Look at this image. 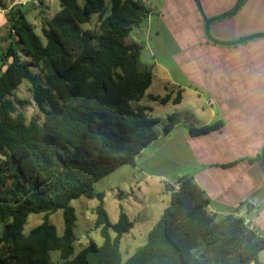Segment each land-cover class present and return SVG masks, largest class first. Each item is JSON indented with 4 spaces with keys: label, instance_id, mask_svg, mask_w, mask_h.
Segmentation results:
<instances>
[{
    "label": "trees",
    "instance_id": "1",
    "mask_svg": "<svg viewBox=\"0 0 264 264\" xmlns=\"http://www.w3.org/2000/svg\"><path fill=\"white\" fill-rule=\"evenodd\" d=\"M60 10L38 34L21 5L6 13L11 41L0 66V264H264V236L236 212L217 216L194 178L184 175L168 186L170 205L146 242L124 261L122 239L135 222L120 206L112 222L105 193L94 185L136 158L160 132L161 119L140 102L153 83L154 66L129 41L132 29L151 9L144 0H59ZM97 17L94 27L84 25ZM32 100L21 99V84ZM162 104L176 97L149 95ZM35 105L28 120L22 109ZM177 124L169 115L163 130ZM219 121L191 134L220 129ZM251 161L261 164V154ZM226 166V165H224ZM97 199L91 240L75 256L78 220L73 200ZM63 212L60 235L49 215ZM32 214L43 222L25 233Z\"/></svg>",
    "mask_w": 264,
    "mask_h": 264
},
{
    "label": "crops",
    "instance_id": "2",
    "mask_svg": "<svg viewBox=\"0 0 264 264\" xmlns=\"http://www.w3.org/2000/svg\"><path fill=\"white\" fill-rule=\"evenodd\" d=\"M31 1L25 0L24 5ZM144 1L151 13L145 22L132 29L128 39L142 46L151 37L153 29L154 36L159 38L164 29L174 45L175 50L170 57L182 79L174 77L164 63L159 64L166 73L163 78L165 92H150L153 82L147 91V98L152 103L140 104L149 106L153 115V104L160 102L151 99L149 95L165 96L171 93L172 97H176L181 91L180 103L170 101L164 105L182 106L185 97L191 98L192 107L189 110L193 111V118L179 120L169 132L163 130L142 151L141 154H144L151 146L153 160L149 166L143 162L141 171L162 182L173 172L164 170L167 158H170L171 163L178 167V178L191 176L206 192L210 199L209 210L217 216L234 212L239 215L242 205L256 201L257 206L249 208V218L262 236L264 169L262 163L250 159L261 154L264 147V37L234 46H221L208 40L204 16L210 19L225 15L240 0ZM53 4L57 8L51 10ZM14 5L12 0H0V35L6 33L9 42L11 39L6 13ZM60 7L59 0H47L42 9L46 17L43 16L44 22L52 19ZM48 11L50 16H47ZM26 17L28 19L27 14ZM211 32L220 41H236L264 33V0H244L235 14L212 23ZM211 100L213 104L209 103ZM219 121L224 122L220 129L200 135L190 132V128H201ZM161 138L169 139L155 143ZM138 165L136 162L135 166ZM176 182L171 185L164 182L160 186L161 194L171 199L167 188L175 186ZM144 187L138 184L139 191L142 192ZM133 195L129 196V200L135 201ZM144 198L139 202L143 204ZM156 201L158 198L152 203ZM144 207L146 213L147 205ZM150 209L154 210L153 207ZM131 213L134 217H141L142 214L135 207L131 208ZM136 226L135 223L134 228Z\"/></svg>",
    "mask_w": 264,
    "mask_h": 264
},
{
    "label": "rangeland",
    "instance_id": "3",
    "mask_svg": "<svg viewBox=\"0 0 264 264\" xmlns=\"http://www.w3.org/2000/svg\"><path fill=\"white\" fill-rule=\"evenodd\" d=\"M81 1V0H80ZM153 2V0H149ZM26 4V3H25ZM23 11L28 15L29 21L33 24L35 31L38 34L42 33V28L44 26V18L45 15L42 13V9L39 7H35L33 5V0L28 4L21 6ZM57 8L56 4L51 6V10ZM47 16H50V11H48ZM46 18V17H45ZM48 18V17H47ZM97 21V17L93 16L92 21L86 25L85 28H92L95 26ZM155 29H153L152 35L150 38L142 43L141 57L142 59L154 66V84L150 90V92H154L156 94H163L165 91V80L163 79L166 73L164 72L159 64L164 63L166 67H168L171 72H173V76L179 79H182V76L179 70L174 66V63L171 59V52L175 50L174 45L172 44V40L169 34L162 29V33L160 34V38L154 36ZM9 45V38H7V34L4 36L0 35V66L2 65L1 58L4 55L7 47ZM31 86L28 82H24L21 84L17 90V95L21 99L32 100L31 94ZM191 98H186L184 100V104L182 106H177L173 104H153V115L160 118L161 121L156 125L155 129L163 133V128L165 124L168 122L169 115L174 114L176 116V121L178 122L181 119L186 117L193 118V111L189 110L192 107V102H190ZM143 104H151L152 101L147 98V96L141 101ZM22 111L26 114L28 120H30L33 116L38 115L39 111L35 105L28 106ZM175 138V136H173ZM171 138V139H173ZM163 139L169 138H161L155 143H160ZM151 146L148 150L144 151V154L138 155L135 161V164H128L118 168L116 171L107 175L99 182L94 185V190L96 192H104L105 193V208L109 214V217L112 222H116L120 213V206L122 205L130 216V218L136 223V228L132 229L129 233L125 234L122 239V253L124 261L131 257L135 251L143 246L147 239V234L154 226V224L158 221L163 210L169 206L170 197L167 195H162L160 192V186L166 182V184H174L175 181L178 180L179 172L178 167H176L173 163H171V159L167 158L165 163L164 170L173 171L169 173V176L160 182L158 178L148 177L147 174L141 171L140 166L151 164V160H153L151 155ZM142 153V152H141ZM136 162L139 164L136 165ZM152 168V167H151ZM155 172H158L154 169ZM141 183L143 185V191L138 190V184ZM145 192V194L143 193ZM136 197L135 201L129 200V196L131 194ZM144 194V195H143ZM145 200L139 202V200ZM158 198V201L155 199ZM98 204L97 199H91L86 196H82L76 200H73L71 205L75 208L77 213V222L75 227V234L77 236V240L74 244L75 256L78 252H80L83 248H85L91 240L95 241L98 245L103 243V238L100 235L99 230L94 229V222L96 219L95 214L93 213V209ZM147 205L146 213L143 210V207ZM135 207L142 212L141 217L132 216L131 208ZM150 209V208H152ZM145 208V207H144ZM51 223H53L58 233L61 235L64 230V220H63V212L59 210L57 213L51 214L48 216ZM45 219L44 214H32L29 217L28 223L25 226V233H28L33 227L41 224ZM1 229V227H0ZM262 236H264V227L261 230ZM52 262L53 264L60 263V255L59 252L53 251L51 252ZM260 260L264 263V251L260 254Z\"/></svg>",
    "mask_w": 264,
    "mask_h": 264
},
{
    "label": "water",
    "instance_id": "4",
    "mask_svg": "<svg viewBox=\"0 0 264 264\" xmlns=\"http://www.w3.org/2000/svg\"><path fill=\"white\" fill-rule=\"evenodd\" d=\"M243 1L244 0H240L239 3L236 5V7L231 12H229V13H227L225 15L214 17V18H210V19L204 16V19H205V33H206V36H207L209 41H211L214 44L221 45V46H234V45H239V44L245 43V42H247L249 40H253L255 38L264 37V33H257V34H253V35H250L248 37H245V38H242V39H239V40H236V41H220V40L216 39L212 35V32H211L212 23H214L216 21H219V20H222V19H225V18L235 14L238 11V9L240 8V5H241V3ZM261 163H262V167L264 169V147L262 148V151H261Z\"/></svg>",
    "mask_w": 264,
    "mask_h": 264
},
{
    "label": "built area",
    "instance_id": "5",
    "mask_svg": "<svg viewBox=\"0 0 264 264\" xmlns=\"http://www.w3.org/2000/svg\"><path fill=\"white\" fill-rule=\"evenodd\" d=\"M12 2L13 4H16V5H21V4L26 3L25 0H12ZM46 4H47V0H33V5L41 9H43L46 6ZM209 103L213 104V100H211ZM253 206H257V202L249 201L241 206L240 213H239V216L243 217L245 220V223L248 224L251 228L253 227V223L249 218V208Z\"/></svg>",
    "mask_w": 264,
    "mask_h": 264
}]
</instances>
